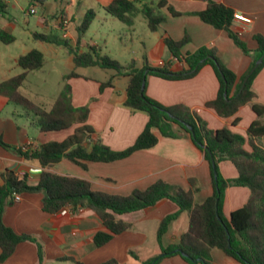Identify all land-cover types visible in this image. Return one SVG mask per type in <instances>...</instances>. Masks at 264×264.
<instances>
[{
  "label": "crops",
  "instance_id": "obj_1",
  "mask_svg": "<svg viewBox=\"0 0 264 264\" xmlns=\"http://www.w3.org/2000/svg\"><path fill=\"white\" fill-rule=\"evenodd\" d=\"M17 1L3 0L6 4V13L0 14L4 19L0 29L11 34L17 22L10 10L18 3ZM51 1L32 0L30 3L29 8L33 6L36 9L41 5L47 11L46 15L33 22V25L41 28L42 32L33 34L36 45L31 49H38L44 54L46 59L44 66L49 61L62 65L60 76L64 80H66L64 76L73 70L79 74L78 77L66 80L72 89V104L88 107L86 123L93 129L92 140L102 142L114 150H122L133 144L148 120L146 113L132 111L124 105L129 77L116 74L114 69H103L99 66L75 67L73 56L66 46L36 38V33L67 40L79 52L93 48L96 53L108 55L121 64L134 59L136 65L142 67L145 55L151 66H160L161 62L162 66L168 64L173 71L181 70L186 65L170 53L164 43V37L170 36L175 40H181L187 35L189 40L181 49L183 54L194 52L201 46L215 47L220 60L234 71L238 81L252 60L234 43L226 30L217 29L194 14L206 7L205 0H165L166 5L160 8L157 6L163 2L162 0H137L136 5L139 8L149 5L164 15L165 20L156 31L148 28L141 12L136 14L130 26L110 15L105 7L112 0H53L55 4ZM215 1L231 7L235 12L250 16V23L233 22L231 29L250 50L257 48L254 35L264 36V0ZM168 5L181 14L173 16L167 9ZM28 10L25 15L31 14ZM89 10L94 12V18L78 39L77 29ZM59 15L68 18V25H61ZM140 25L143 28L141 32ZM31 49L24 50L16 60ZM44 66L36 71L43 70ZM79 69H82V72ZM87 69H92V72L99 75H87L83 72ZM36 71L29 72L25 80L30 73ZM109 80L111 86L100 89L101 83ZM218 88L219 81L213 67L205 64L194 76L184 79L171 80L148 75L145 92L147 96L166 106L185 105L195 111L209 129L226 127L244 136L246 138L244 148L250 151L252 148L247 141V129L256 119L252 103L264 104V65L252 81L253 99L241 105L231 116H220L213 108L207 106V102L216 98ZM0 98L4 99L0 100V105L6 106L8 99L3 96ZM34 125L32 131L25 124L21 125L14 117L3 115L0 111V135L13 146L29 144L36 147L47 141L62 140L72 131V128L42 131L37 120ZM174 129L179 130V126L174 125ZM153 132L158 137V142L154 146L136 150L127 157L110 162L87 161L86 168L62 158L49 170L87 179L94 190L122 195L129 194L134 189H145L157 180L187 190L191 187L190 179H194L197 187L194 201L203 202L213 189L210 165L204 152L194 144L187 132L182 131L177 138L163 136L157 128H154ZM260 141L264 144V137H261ZM7 168L13 169L20 177L26 174L30 184L37 182L41 172L37 161L25 160L0 146V174ZM218 168L224 178L233 179L238 176L236 167L230 161L219 162ZM249 195L250 190L245 186H227L222 204L224 216L229 218L230 212L245 204ZM42 197L40 192L20 193V199L12 198L5 205L3 212L6 225L19 234L33 235L41 242L44 251L42 264H73V260L84 264H98L111 258L118 264H142L160 254L161 247L157 240L159 223L163 217L178 209L173 201L163 199L152 207L117 215L118 218L130 223V228L115 235L105 245L97 247L94 235L104 229V226L94 211L83 207L74 210L65 207L56 213H47L42 209ZM189 219V212L184 210L169 223L162 237L164 247L179 242L181 235L188 228ZM130 251L136 253L138 257L133 256ZM64 256L68 259H63ZM37 263L36 243L24 241L19 243L14 253L0 264ZM211 263L242 264L216 247L211 250ZM156 264L201 263H189L180 255H172L163 257Z\"/></svg>",
  "mask_w": 264,
  "mask_h": 264
},
{
  "label": "trees",
  "instance_id": "obj_2",
  "mask_svg": "<svg viewBox=\"0 0 264 264\" xmlns=\"http://www.w3.org/2000/svg\"><path fill=\"white\" fill-rule=\"evenodd\" d=\"M159 4L160 8L166 1ZM206 7L197 14L202 21L217 29L226 30L234 43L248 56L251 63L244 75L237 80V76L218 57L215 47L201 46L194 52L183 54L181 49L189 40L186 35L181 40L170 36L164 37V43L170 53L178 60H182L186 67L173 71L168 64L151 66L144 55V64L138 67L134 59L121 64L108 55H100L90 48L79 52L67 40L58 39L44 34H35L36 38L63 44L73 56L75 67L99 66L103 69H114L118 75L128 76L126 99L124 105L132 111H142L147 114L148 120L136 140L125 149L114 150L99 141H93V129L88 125L89 109L87 106L72 104V89L65 82L57 97L49 107L44 108L20 91L26 76L31 71L41 69L45 64V56L38 49H31L18 58V65L22 71L8 79L0 81V96H3L37 117V124L42 131H58L70 129L72 131L62 140H51L36 147L31 145L13 146L7 143L0 135V146L11 151L25 160L37 161L41 167L38 180L30 184L26 174L21 177L13 169L7 168L1 174L0 181V263L8 259L17 245L24 241L36 243L38 263L42 264L44 251L41 242L30 234H19L3 220L5 205L12 199L13 193H42V209L47 213H56L64 207L76 209L88 208L94 211L102 221L104 229L94 235V243L101 247L115 235L130 228V223L117 217L125 213L152 207L163 199L173 201L178 209L163 217L157 229V240L161 247L160 254L144 261L142 264H156L163 257L180 255L189 263H211V250L219 248L226 255L242 264H264V144L260 138L264 137V104L252 103L251 107L256 119L247 129V141L251 146L248 151L244 148L246 138L232 132L229 128L209 129L206 122L195 111L183 104L166 106L146 95V78L155 75L165 79H184L194 76L199 69L210 64L219 81L218 93L215 99L207 102L220 116H231L244 103L251 101L254 92L251 85L254 77L264 65L262 63L251 73L250 69L256 59L264 56V36L255 34L254 39L258 46L250 50L232 31L234 10L215 0H205ZM137 0H112L106 11L130 26L134 17L141 12L151 31H156L165 20L164 15L157 12V8L144 5L139 8ZM173 15H180L172 6H167ZM6 13V4L0 0V14ZM94 18V12L89 10L78 27V39L88 29ZM15 36L0 29V41L13 42ZM74 70L64 76L65 79L78 77ZM247 81L242 87L244 78ZM111 86V80L102 82L100 89ZM228 94L226 100L224 93ZM179 126V130L174 129ZM157 128L163 136L177 138L181 132H187L194 144L204 152L210 165L212 177V193L206 199L197 203L194 193L197 190L195 180L190 179L191 187L187 190L178 185L157 180L145 189H134L129 194H114L92 189L89 180L67 174H58L49 170L51 166L62 158L86 168L87 161L110 162L127 157L132 152L150 148L158 142L153 129ZM221 161H230L237 169L238 176L233 179L224 178L218 168ZM216 171V176H214ZM227 186H245L250 195L245 204L230 212L229 218L222 212L224 190ZM189 212V225L181 235L178 243L164 247L162 237L169 223L181 211ZM130 253L138 257L136 253ZM68 259L67 257H62ZM200 258L201 261L195 262ZM73 264H84L73 260ZM98 264H118L111 258Z\"/></svg>",
  "mask_w": 264,
  "mask_h": 264
},
{
  "label": "rangeland",
  "instance_id": "obj_3",
  "mask_svg": "<svg viewBox=\"0 0 264 264\" xmlns=\"http://www.w3.org/2000/svg\"><path fill=\"white\" fill-rule=\"evenodd\" d=\"M17 2L13 9L10 10L14 20L17 22V26L12 32L16 40L8 44L0 41V81L12 77L21 71L16 58L24 50L35 47L36 40L33 34L35 32H42V30L33 25V22L47 13L41 5H38L36 13L25 15L32 0H18ZM53 2L52 0L51 3L55 4ZM13 4L15 3L13 2ZM2 21L4 19L0 17V25ZM139 28L140 32L143 31L141 25ZM60 70H63L62 65L49 61L43 70L30 73L24 85L21 87V91L42 107H49L57 97L62 85L67 82V79L64 80L60 76ZM79 71L82 72V69H79ZM83 72L87 75H99L96 72H92V69H87ZM0 100L4 99L0 98ZM0 111L3 115L14 117L21 125L25 124L28 129L34 130V123L37 117L32 112L25 110L22 106L8 101L6 106L0 105Z\"/></svg>",
  "mask_w": 264,
  "mask_h": 264
},
{
  "label": "built area",
  "instance_id": "obj_4",
  "mask_svg": "<svg viewBox=\"0 0 264 264\" xmlns=\"http://www.w3.org/2000/svg\"><path fill=\"white\" fill-rule=\"evenodd\" d=\"M28 12L31 13V14L36 13L35 7H33V6L30 7ZM58 17H59L58 18L59 22L61 23L62 26L68 25V23H69L68 18H66L64 15H59ZM233 22H239V23H242V24H247V23L251 22V18H250V16H248L247 14H244L242 12H234ZM159 64H160V66H162L161 62ZM12 198L14 200H19L20 199V194L15 192V193H13ZM64 208H62V209L64 210Z\"/></svg>",
  "mask_w": 264,
  "mask_h": 264
},
{
  "label": "water",
  "instance_id": "obj_5",
  "mask_svg": "<svg viewBox=\"0 0 264 264\" xmlns=\"http://www.w3.org/2000/svg\"><path fill=\"white\" fill-rule=\"evenodd\" d=\"M263 57L264 56H260L258 59H256V61H255V63H254V65L252 66V68L250 69V72H249V74H251L261 63H262V61H263ZM247 78H248V76H246L245 78H244V80H243V83H242V87L244 86V84H245V82L247 81ZM224 97H225V99L226 100H229V97H228V94L225 92L224 93ZM214 176H216V171H214ZM197 261H201V259L200 258H198V259H196L195 260V262H197Z\"/></svg>",
  "mask_w": 264,
  "mask_h": 264
}]
</instances>
